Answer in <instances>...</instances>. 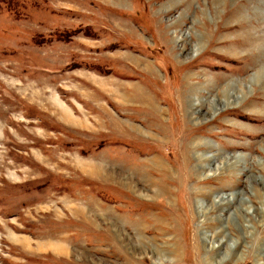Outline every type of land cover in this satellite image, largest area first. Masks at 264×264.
<instances>
[{"label":"rangeland","instance_id":"374dc122","mask_svg":"<svg viewBox=\"0 0 264 264\" xmlns=\"http://www.w3.org/2000/svg\"><path fill=\"white\" fill-rule=\"evenodd\" d=\"M263 68L264 0H0V264H264Z\"/></svg>","mask_w":264,"mask_h":264},{"label":"bare ground","instance_id":"6f19581e","mask_svg":"<svg viewBox=\"0 0 264 264\" xmlns=\"http://www.w3.org/2000/svg\"><path fill=\"white\" fill-rule=\"evenodd\" d=\"M240 24V23H239ZM238 25V24H237ZM228 27H233V26H228ZM237 27V26H236ZM261 67V66H260ZM259 71V70H258ZM256 72V71H255ZM264 81V68L262 69V71L257 75V76H255V78L253 77V80L251 79V81H253V82H255V83H258V82H260V81ZM258 81V82H257ZM253 82H250V83H253ZM255 83L254 84H252V85H254V86H256L255 85ZM241 84V83H240ZM239 84V86L238 87H240L241 85ZM252 85H250V86H252ZM260 85V84H259ZM259 85H257V86H259ZM231 86V85H230ZM228 90V89H227ZM231 90V89H230ZM236 92V93H235ZM243 93V91H239V92H237V91H223V92H221V97H224V98H230L231 96H232V94H234L235 96H232L233 98H235V99H237V100H239L240 98H241V94ZM225 100V99H224ZM153 182H154V180H153ZM150 183H151V181H150ZM126 184V183H125ZM151 184H153V183H151ZM129 185V184H128ZM131 185H133L132 183H131ZM149 185V184H148ZM153 188V187H152ZM151 188V189H152Z\"/></svg>","mask_w":264,"mask_h":264}]
</instances>
